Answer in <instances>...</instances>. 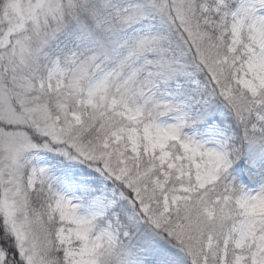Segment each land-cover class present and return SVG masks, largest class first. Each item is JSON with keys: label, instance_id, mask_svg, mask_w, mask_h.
Listing matches in <instances>:
<instances>
[{"label": "snow or ice", "instance_id": "obj_1", "mask_svg": "<svg viewBox=\"0 0 264 264\" xmlns=\"http://www.w3.org/2000/svg\"><path fill=\"white\" fill-rule=\"evenodd\" d=\"M0 264H264V0H0Z\"/></svg>", "mask_w": 264, "mask_h": 264}]
</instances>
